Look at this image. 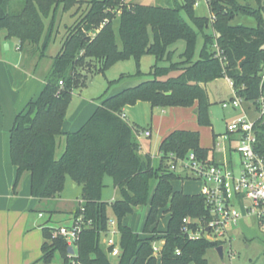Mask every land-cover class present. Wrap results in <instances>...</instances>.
<instances>
[{"label":"trees","instance_id":"trees-1","mask_svg":"<svg viewBox=\"0 0 264 264\" xmlns=\"http://www.w3.org/2000/svg\"><path fill=\"white\" fill-rule=\"evenodd\" d=\"M194 1L165 8L130 6L125 0H91L82 18L66 27L42 92L17 114L10 133L11 162L16 168L13 192L17 194L23 176L30 174L31 196L39 201L53 200L62 195L69 178L82 192V204L73 213L74 218L82 214L83 207L84 219L92 220L93 225L83 231L72 256L64 239L53 237L54 229L44 227L46 241L40 262L50 264L59 253L68 264H113L112 247L105 242L112 221L109 206L120 233L121 252L116 264H207V251L222 245L223 242L206 239L189 240L181 234L185 217L201 218L208 216V211L202 194L174 189L173 183L183 179L168 169L170 154L184 158L193 152L207 161L210 155L215 156L214 148L200 145L199 131L174 130L162 140L161 158L155 165L150 154H142L133 126L122 118L124 109L139 101L163 108L197 104L199 123L211 125L210 102L202 85L219 78L230 79L236 94L248 102L256 104L264 97V18L238 0H209L215 17L211 22L195 16ZM255 1L264 11V0ZM17 2L24 3L20 12L11 8ZM78 3L79 0H0V30L7 32V39L17 38L20 48L27 46L28 54L38 53L42 59L56 32L57 12L61 7L67 12ZM183 12L189 22L182 17ZM238 15L255 17L257 27L232 24ZM117 17L122 49L113 28ZM197 31L204 40L194 61ZM180 40L186 42L187 50L173 63L168 48ZM146 54L157 60L147 74L150 79L101 99L78 131H62L73 91L87 85L88 74H104L114 64L132 57L139 65ZM165 59L171 64L161 66L159 62ZM255 132L257 151L264 155V118L256 122ZM106 176L112 178L120 194L111 205L102 199ZM145 205L149 210L143 228L146 236L142 237L122 221L136 207ZM161 213L169 215L164 232L159 231ZM161 239L165 244L158 260L153 257V242Z\"/></svg>","mask_w":264,"mask_h":264},{"label":"rangeland","instance_id":"rangeland-1","mask_svg":"<svg viewBox=\"0 0 264 264\" xmlns=\"http://www.w3.org/2000/svg\"><path fill=\"white\" fill-rule=\"evenodd\" d=\"M90 1L91 0H79V3L74 5V7L67 12H63L62 7L59 9L57 12L56 32L53 41L47 49L46 57L40 59L39 54H36L35 52L28 54L27 46L19 48L18 46L21 47L20 41L17 38L7 39V32L5 30H0V56L12 65H17L19 69L26 67L28 72L35 74L37 80L43 82L51 69L53 57L57 55L61 48V42L66 35V27L73 26L78 19L80 20V18H82L83 14L89 7L88 4ZM184 2L185 0H125V3L130 6L139 4L165 8H177L178 4L183 5ZM238 2L243 5L249 4L253 10H256L259 15L264 18V11L260 9L255 0H238ZM23 4V2L12 3L11 8L15 12H20ZM194 10L196 17L211 19L212 12L209 9V5L205 2H202L200 6L194 8ZM182 17L186 21H190V18L185 12L182 13ZM49 21V19L45 20L47 26ZM232 24H243L247 27H257L258 21L253 16L238 15ZM119 27L120 19L117 17L114 20L113 28L119 49H122ZM209 32L210 30H206V33ZM197 35L194 61L198 59L204 40L200 31H197ZM6 44L11 46L10 49L5 48ZM33 48L34 47L31 46V49ZM186 50L187 44L184 40L172 43L168 48V52L172 53L170 61L177 63L180 60V56ZM156 63L157 60L154 55L146 54L141 57L139 65L132 57L128 60L119 61L114 64L104 74L98 73L93 75V72L88 74L87 85L85 87L76 88L73 91V99L68 108L67 117L65 119L66 123H70L72 117L78 116L86 109L89 110L94 106L97 108L101 104V99L109 98L125 89L136 87L142 81H147L150 79L147 74L150 73L152 67L156 65ZM159 64L161 66H167L170 65L171 62L165 59L159 62ZM139 71L141 75H138ZM174 74L175 73L172 75ZM202 87L205 89L210 102L209 120L211 125H201L199 123L197 114L198 106L195 105L192 107L163 108L153 106L149 102L139 101L135 105L128 106V108L126 107L127 110L125 113L127 118L123 119L132 124L136 141L139 143L140 147L141 140L143 141L142 144L144 146H146L145 143L148 141V143L152 144L150 149L152 155L157 156L158 146L168 131L175 129H193L200 132V145L204 148H215L217 159H223L222 151L225 143L223 144L222 141L219 140V136L224 135L227 132V124L240 116L242 110L234 109L232 107L224 108L222 106V102L229 101L233 97L232 88L226 78L216 79L215 81L202 85ZM164 109L166 112H164ZM142 128H151L153 130V136L150 140H146L142 135L143 133L141 134ZM235 158H237V156H235ZM158 162L159 160L155 159V165H157ZM28 175L29 174H25L20 182L18 188L20 195L24 193L25 187L27 188L26 176ZM70 182L71 180L68 179V185L61 195L64 198L63 200L60 202L57 200H47L38 206V210L44 212V217L39 218V213H33L34 216H32L38 218L39 223H45L50 216L52 217L53 213L51 214V210L58 209L65 211L64 207L66 204L67 206H73L76 203L75 200L78 197H81L80 189L73 194ZM1 184L0 181V186ZM104 185L102 199L104 202L111 205L114 201L120 198L119 191L115 188L113 180L109 176L104 178ZM173 185L176 191H181L190 195L198 194L202 188V183L194 179L178 180L175 181ZM81 204L82 201L76 203L72 214ZM148 210L149 205L136 207L133 214L124 217L122 221L123 224L129 226L134 232L139 233L142 237L146 236L145 233H143V228L146 223ZM108 212L111 220L115 221L116 219L110 206ZM66 217L67 215L64 212L56 213L52 217L51 222L56 227L59 225H67L64 224ZM168 220V214H160V232L165 231ZM116 240L117 242L119 241L118 236L116 237ZM221 246L223 247L224 257H220L216 248H211L206 253L207 264H264V225L256 219L253 220L252 224H249L246 221H241L238 226L232 227L229 230V240L223 242ZM111 260L113 264H116L118 258L112 257ZM37 264H44V262H39ZM50 264L68 263L64 261L59 253H57L53 262Z\"/></svg>","mask_w":264,"mask_h":264},{"label":"built area","instance_id":"built-area-1","mask_svg":"<svg viewBox=\"0 0 264 264\" xmlns=\"http://www.w3.org/2000/svg\"><path fill=\"white\" fill-rule=\"evenodd\" d=\"M202 2L209 5V0H195L194 8H198ZM214 20L212 15L211 22ZM226 79L232 88L233 97L222 102V106L241 109L242 113L228 123L227 132L219 136V140L225 143L223 159L218 160L212 154L206 161L193 152L184 158L175 154H170L168 158L169 171L180 175L183 180L194 179L202 183L198 194L205 197L208 216L183 219L181 234L189 240L226 242L229 240V230L241 221L252 224L256 219L264 225V155L257 151L255 132L256 122L264 118V97L256 102V106L254 102L239 97L234 91L233 82ZM60 85L63 83L60 82ZM122 118H125L124 114ZM144 135L149 138L152 133L146 130ZM213 150L216 153V149ZM83 213L82 207V214L74 218L71 224L53 228V237L63 238L68 249L71 247L74 250L73 255L78 249L81 234L93 225L92 220L84 219ZM119 235L116 222L112 220L105 237L107 247H112L110 257L120 255V242L116 240ZM164 244V239L153 242V257L158 260ZM177 254L180 255L181 251L177 250Z\"/></svg>","mask_w":264,"mask_h":264},{"label":"crops","instance_id":"crops-1","mask_svg":"<svg viewBox=\"0 0 264 264\" xmlns=\"http://www.w3.org/2000/svg\"><path fill=\"white\" fill-rule=\"evenodd\" d=\"M10 47L11 46H9V49ZM18 47L20 48V46ZM143 82L145 81H142L141 83ZM0 83V181L2 183L0 186V264H37L40 262L42 246L46 241L43 234V228H55L56 226L51 222V219L54 214L62 212L67 215L64 224H71L74 221L72 211L76 206V203L82 201V192L80 195L81 197H78L75 200L76 203L73 206L65 205V211L58 209L51 210V214L53 213V215L52 217L50 216L45 223H39L38 218L33 217V213H39V218L44 217V212L39 211L38 206L47 200L39 201L31 196L30 174L26 176L27 188L25 187L24 193L20 195L19 190L17 189V194H14L13 186L16 177V168L11 163L10 133L17 114L22 111L30 101H34L39 97L46 83L45 80H43V82L37 80L35 74L28 72L26 67L19 69L17 65H12L4 60L2 56H0ZM195 106H197V104ZM97 108L94 106L89 110L86 109L78 116L72 117L70 123L64 121L62 131H78L94 114ZM127 108L124 109L125 118H127L125 113ZM164 112H166L165 109ZM127 122L132 126L129 121ZM141 130V134L143 133L142 135L146 140L152 138L153 130L151 128H142ZM146 130L151 131V137L147 138L144 135ZM175 130L197 131L193 129ZM172 131L174 130L168 131L163 139ZM140 142L142 154H150L151 156L156 157L153 159L154 163L155 159L160 160V145L158 146V155L154 156L150 150L152 144L147 141V143H145L146 146H144L142 144L143 141L141 140ZM214 157L217 159L216 153ZM68 179L66 181L65 189L68 185ZM70 186L73 194L78 192V189L81 190V187L77 186L72 180ZM63 199L64 198L60 196L53 200L60 202ZM118 237L120 242V235Z\"/></svg>","mask_w":264,"mask_h":264},{"label":"water","instance_id":"water-1","mask_svg":"<svg viewBox=\"0 0 264 264\" xmlns=\"http://www.w3.org/2000/svg\"><path fill=\"white\" fill-rule=\"evenodd\" d=\"M5 48L6 49H9V45L6 44ZM216 249H217V252L220 255V257L223 258L224 257L223 247L222 246H219ZM68 250H69V253L70 254H72V255L74 254V250L71 247Z\"/></svg>","mask_w":264,"mask_h":264}]
</instances>
